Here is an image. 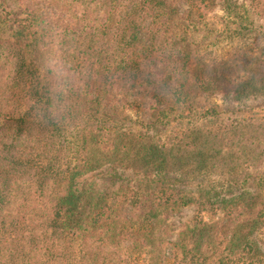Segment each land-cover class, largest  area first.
Returning a JSON list of instances; mask_svg holds the SVG:
<instances>
[{
	"label": "trees",
	"instance_id": "obj_1",
	"mask_svg": "<svg viewBox=\"0 0 264 264\" xmlns=\"http://www.w3.org/2000/svg\"><path fill=\"white\" fill-rule=\"evenodd\" d=\"M255 19L264 0H0V264H264Z\"/></svg>",
	"mask_w": 264,
	"mask_h": 264
},
{
	"label": "rangeland",
	"instance_id": "obj_2",
	"mask_svg": "<svg viewBox=\"0 0 264 264\" xmlns=\"http://www.w3.org/2000/svg\"><path fill=\"white\" fill-rule=\"evenodd\" d=\"M256 27L257 28L260 27L263 30L264 29V22L260 19H257V20L255 19V28ZM260 32H261V30H260ZM262 38H263L262 40H259V43H264V37H262ZM252 41L256 42L255 40H252ZM226 42L227 41L223 42L222 44H224ZM222 44H218L219 47H222L223 46ZM225 48L227 49L228 46H226ZM210 101L211 102L213 101L214 103H216L218 105V109L226 115L231 114V112L237 108V105H235L229 101L219 99V98H212V99H210ZM260 103L264 104L262 102V100H260ZM257 111L260 112L259 109H257ZM193 213H194V210L192 207L184 208L180 212L172 214L169 217L167 223H169L170 227L173 229V231L175 233L180 228V226L182 224H184L190 220ZM259 238H260L262 244L264 245V231L262 233H260Z\"/></svg>",
	"mask_w": 264,
	"mask_h": 264
}]
</instances>
